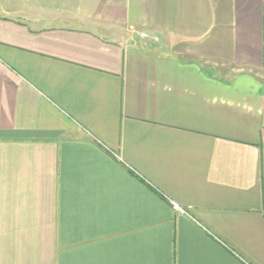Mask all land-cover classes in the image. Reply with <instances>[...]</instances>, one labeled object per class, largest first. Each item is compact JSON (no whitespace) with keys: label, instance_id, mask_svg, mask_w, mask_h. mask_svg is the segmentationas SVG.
Here are the masks:
<instances>
[{"label":"crops","instance_id":"crops-1","mask_svg":"<svg viewBox=\"0 0 264 264\" xmlns=\"http://www.w3.org/2000/svg\"><path fill=\"white\" fill-rule=\"evenodd\" d=\"M0 264H264V0H0Z\"/></svg>","mask_w":264,"mask_h":264},{"label":"built area","instance_id":"built-area-1","mask_svg":"<svg viewBox=\"0 0 264 264\" xmlns=\"http://www.w3.org/2000/svg\"><path fill=\"white\" fill-rule=\"evenodd\" d=\"M140 36H141V38H144V39L149 37L147 33H141ZM176 209L181 211V212H184L181 208H178L177 206H176Z\"/></svg>","mask_w":264,"mask_h":264}]
</instances>
